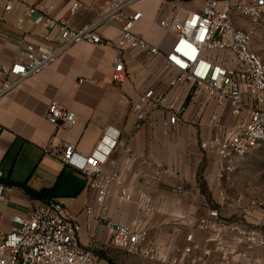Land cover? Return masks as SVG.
<instances>
[{
    "label": "built area",
    "instance_id": "obj_1",
    "mask_svg": "<svg viewBox=\"0 0 264 264\" xmlns=\"http://www.w3.org/2000/svg\"><path fill=\"white\" fill-rule=\"evenodd\" d=\"M141 1L104 0L101 11H96L78 29H72L68 19L80 7L77 2L69 4L68 17L55 19L40 7L28 6L24 0H8L5 14L14 6H21L24 17L31 19L34 27H44L46 34L44 47L27 46L11 65H0V100L47 70L68 48L82 43L110 45L100 35L107 27L118 32L112 44L117 55L110 81L116 87L123 85L127 80L123 63L127 49L140 52L145 59L160 55L155 45L134 30L142 15L130 10ZM154 1L160 8L169 9L157 25L173 35L163 62L175 74L162 92L145 90L131 105L134 130L159 126L162 135L167 136L184 123L188 105L174 93L176 89H184L186 98L205 97L218 111L227 112L231 122L224 125L213 117L208 123L212 133L199 142L200 149L216 163L217 180L223 182L240 169L248 155L264 146V63L251 51L252 30L242 27V22L264 24V0H200L199 7L189 10L182 5L193 0ZM44 118L54 128L70 129L76 122L75 114L56 102L47 105ZM118 137L106 132L84 158H77L74 146L64 143L48 146L44 153L86 178L87 190L94 192L95 199L94 206L86 207L85 213L95 214L97 224L109 233L113 248L142 262L185 264L193 248L199 247L195 246L192 234L186 235L184 247L162 257L160 248L149 241L146 231L116 224L106 216L107 200L112 194L123 202L131 200L121 186L117 168L112 166L107 171L102 168ZM148 181L175 195L184 194L183 176L172 168L154 165ZM6 190L0 182V199ZM222 199L225 209L235 210L237 217L209 209L191 222L214 244L218 253L216 264H243L250 254L264 250V192L254 198L238 195ZM80 232V226L65 214L63 205L48 200L28 219L11 218L7 232L0 220V264H96L93 248L80 245ZM201 254L206 259L210 252L205 250Z\"/></svg>",
    "mask_w": 264,
    "mask_h": 264
},
{
    "label": "crops",
    "instance_id": "obj_2",
    "mask_svg": "<svg viewBox=\"0 0 264 264\" xmlns=\"http://www.w3.org/2000/svg\"><path fill=\"white\" fill-rule=\"evenodd\" d=\"M7 1L0 0L2 66L11 65L27 46L44 47L46 34L44 27H34L31 19L24 17L21 6H14L5 14ZM24 2L28 6L40 7L55 19L68 17L69 4L77 2L80 7L68 19L72 29L81 27L104 5V0ZM200 4V0H193L182 8L189 10ZM133 11L142 15L135 32L155 45L160 55L145 59L140 52L127 49L123 56L127 80L123 85L116 87L110 81L117 55L112 44L117 40L118 32L107 27L100 35L110 45L99 47L82 43L72 46L47 70L0 100V172L1 181L7 187L3 199H0L1 225L7 232L11 218L28 219L35 209L54 200L62 204L65 214L80 226V245L85 249L93 248L96 264H108L107 260L110 264H137L125 262L121 251L111 246L107 230L97 224L95 214L85 213L86 207L94 206L95 199L94 192L87 190L86 178L44 153L46 147L64 143L74 146L77 158H84L108 132L119 137L102 168L107 171L115 166L121 186L131 197L129 202H123L112 194L107 200L108 219L132 230L146 231L149 241L160 248L162 257H169L184 247L186 235L192 234L195 246L199 247L193 248L185 264H216L218 253L214 244L191 222L209 209L221 213L227 211L222 199L224 182L216 178V163L212 158L207 159L199 175L200 160L190 156L196 149V131L183 123L167 136L162 135L159 126L138 132L134 130L131 105L145 90L162 92L175 73L167 70L163 62V54L169 50L173 35L157 25L158 19L169 9L160 8L154 0H143L133 6L130 12ZM162 37H168V43H162ZM174 93L185 100L184 89H176ZM200 97L206 103L203 96L192 100ZM50 102H56L75 114L73 127L54 128L48 124L44 114ZM223 113L219 111L217 118ZM154 165L180 172L185 182L184 194L175 195L160 184L149 182ZM199 177H202L203 188L199 185ZM8 183H24L31 190L45 194L42 199H32ZM205 250L210 252L206 259L201 254ZM261 251L250 254L243 264H264V258L253 259L254 254Z\"/></svg>",
    "mask_w": 264,
    "mask_h": 264
},
{
    "label": "rangeland",
    "instance_id": "obj_3",
    "mask_svg": "<svg viewBox=\"0 0 264 264\" xmlns=\"http://www.w3.org/2000/svg\"><path fill=\"white\" fill-rule=\"evenodd\" d=\"M242 23L244 29L252 30L251 51L261 59L262 63H264V24L252 25L249 22ZM161 39L162 43H168L169 41L168 37H162ZM188 105L190 107L186 110V121L183 124L186 127L194 128L196 131V149L195 153H190V156L197 157L198 160H200V169L198 170L200 175L203 170L201 166L209 159L199 147V142L202 139H207L210 133H212V129L208 127V123L213 117H215L216 121H220V123L224 125H229L231 122L227 112L220 114V118H217L219 111L215 108L213 103H204L202 97L196 100L191 99ZM198 180H200L199 185L201 187L203 185L204 187L202 177H199ZM223 182V197L227 199H234L238 195H242L246 198H254L264 192V146L248 155L240 169ZM222 214L231 218L238 216L237 212L231 209ZM119 253L125 262L132 261L137 264H143V262H137L138 260L125 253V255L121 252ZM261 258H264V250L257 252L253 256V259Z\"/></svg>",
    "mask_w": 264,
    "mask_h": 264
},
{
    "label": "trees",
    "instance_id": "obj_4",
    "mask_svg": "<svg viewBox=\"0 0 264 264\" xmlns=\"http://www.w3.org/2000/svg\"><path fill=\"white\" fill-rule=\"evenodd\" d=\"M190 96H188L186 99H185V104L188 105L189 102H190ZM0 182H2L0 180ZM3 183V182H2ZM4 184V183H3ZM7 184V183H6ZM8 185H13L15 187H18L20 188L28 197L32 198V199H42L45 192H36V191H33L31 190L30 188H28L24 183H8ZM202 188H203V185H202ZM47 198V197H46ZM108 264H110V261L107 260Z\"/></svg>",
    "mask_w": 264,
    "mask_h": 264
}]
</instances>
